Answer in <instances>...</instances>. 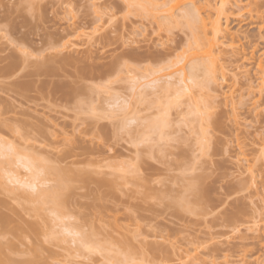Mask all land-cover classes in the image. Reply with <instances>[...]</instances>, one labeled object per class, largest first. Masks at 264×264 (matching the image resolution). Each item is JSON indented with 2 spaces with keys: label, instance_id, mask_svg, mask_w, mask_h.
I'll return each mask as SVG.
<instances>
[{
  "label": "rangeland",
  "instance_id": "374dc122",
  "mask_svg": "<svg viewBox=\"0 0 264 264\" xmlns=\"http://www.w3.org/2000/svg\"><path fill=\"white\" fill-rule=\"evenodd\" d=\"M168 1L0 0V264H264V0L186 89L202 27Z\"/></svg>",
  "mask_w": 264,
  "mask_h": 264
},
{
  "label": "bare ground",
  "instance_id": "6f19581e",
  "mask_svg": "<svg viewBox=\"0 0 264 264\" xmlns=\"http://www.w3.org/2000/svg\"><path fill=\"white\" fill-rule=\"evenodd\" d=\"M170 2H173V3H171L170 5H169V7L166 9V17H164V19L165 20H172V19H177V18H180L181 20H185V24L187 23L188 24V27H189V25L191 26V28H192V26L193 25H195V23L197 24V25H199L200 27H202L201 28V30H199L198 31V29H197V27H196V25H195V27H196V29H197V34L198 35H200V39H198V38H194V37H197L196 35H195V29L192 31L193 32V34L192 35H194V39H195V41H193L194 43H195V45L194 46H196L197 45V47H200V45H201V43H203L204 42V47L205 46H207L208 48L205 50V53H207V55H205V56H202L203 57V60H205L206 58H204V57H209L205 62L202 60V58H200V59H198L200 56L199 55H201V54H203V51H201V49L203 48V47H200L198 50H195L194 51V49H197V47L195 48H192L193 49V51H192V53H190V56L192 55L193 57L195 56L198 60H195L194 61V59H196L195 57L193 58L192 56H191V58L190 59H193V61L191 62V60H189L190 61V63H189V65L187 66V70L185 71V64H182L180 67H177V70H179L180 72H181V74H179L178 75V77L177 78H175V77H172V75L170 74V72L171 73H173V71H170V72H166V73H164L163 75H162V77H164V82L163 83H161L162 85V87H164L165 85H170V86H177L178 88H180V89H186L187 87H185L186 85L184 84L185 83V80H194V82H196V80L198 81L197 83H195V85L196 84H198V85H201V81L200 80H207V78H199L202 74H207L208 76L209 75H211V74H214V79H215V77H216V75H217V73L218 72H220V70H221V75H222V77H223V75H225L224 74V72H222L225 68H226V66L224 65V64H218L217 63V61L215 60V57L212 55V51H213V49L215 48V46H218V45H216V42H218V39H219V37H221V39H223V38H225L227 35H226V32H227V34L228 35H230V40H232V42H235L236 40H238L237 42L238 43H240V41H242V39L241 40H239L240 39V37L239 36H241L242 37V35L243 36H245V34L244 33H242L241 34V32H240V35L237 33V31H234V32H231V33H229L228 31H226L227 29H225L226 28V26L225 27H223V26H221V25H223V23L222 22H220V20L222 19V17H221V15H223L225 12H227L228 10H229V7H230V10H231V12H233L232 10H239V8H242V7H240V5H241V3H242V0H217L213 5H217L216 7H214V9H211V6H212V0H203L204 1V5H208V6H210L209 7V12H207V13H205L204 15L202 14L203 12H202V6L200 5V4H197V0H169ZM167 2V4L168 3H170V2ZM185 1H188L187 3H189V7H188V5H187V7L185 8V9H183L182 10V12L180 11V12H178V13H180V14H175L174 13V11H175V9L177 8V6H179L180 4H182L183 2H184V4H186V2ZM202 1V0H201ZM203 1H202V3H203ZM254 1V3H257L256 1H258V0H253ZM229 6V7H228ZM235 7V8H234ZM213 8V7H212ZM237 8V9H236ZM227 9V10H226ZM226 10V11H225ZM229 10V11H230ZM205 11V10H204ZM225 11V12H224ZM223 12V13H222ZM226 14L227 13H225V16H226ZM224 15H223V17H225ZM182 17V18H181ZM226 17H229V16H226ZM225 17V18H226ZM206 19H207V21H206ZM209 19V20H208ZM228 19V18H227ZM181 20H179V21H181ZM222 21V20H221ZM225 21V20H224ZM183 24H184V22H182ZM184 24V25H185ZM209 25V26H208ZM200 27H198L199 29H200ZM202 31V32H201ZM225 34H224V33ZM202 34V35H201ZM208 34H210V36H208ZM202 36H204V39H205V41L202 39ZM243 38V40L246 38V36L245 37H242ZM202 39V40H201ZM234 39H236L235 41H234ZM201 41V43H200V41ZM192 42V43H193ZM193 43V44H194ZM192 45V44H191ZM236 45V44H235ZM236 47H237V45H236ZM199 53H198V52ZM202 52V53H201ZM201 53V54H200ZM204 53V54H205ZM202 60V61H201ZM197 61V63H195ZM257 61V60H256ZM118 62H119V59H116V60H113L112 61V63H111V67L113 68V66H116L117 64H118ZM209 62V63H208ZM182 63V57H180L179 59H177L175 62H173V63H171V64H169V65H167V66H165V69H170L171 67L172 68H174V66H177V65H179V64H181ZM193 63V64H192ZM10 66H12V64H10L9 65V67ZM171 68V69H172ZM227 68H228V66H227ZM226 68V69H227ZM219 69V71H216V70H218ZM228 69H230V68H228ZM257 69V70H256ZM256 69H255V71H257V72H255V73H257L258 74V78L262 81V84L260 85V86H263L264 87V60L263 59H258V61L256 62ZM111 70V68L110 69H107V70H99L97 73H95V74H93L89 69H86V68H84V69H80V70H78V76L79 77H96V78H100V77H102L103 78V76H105L107 73H109V71ZM215 72H217V73H215ZM237 75V73L235 74V75H233V77L235 78V76ZM142 77L143 76H147V75H141ZM203 76V75H202ZM148 77V76H147ZM146 77V78H147ZM213 77H211V79L213 78ZM144 78V77H143ZM153 79V80H152ZM152 79H149V80H151L152 81V84H151V82H145V83H147V84H145V85H147V86H145V88H148V87H151V88H153V87H155V86H158L159 85V83H158V85H157V83H156V81L157 80H161V77H158V78H152ZM208 79H210V78H208ZM210 79V80H211ZM213 79V80H214ZM153 81L155 82L154 84H155V86H153ZM261 81H260V83H261ZM158 82V81H157ZM144 84V83H143ZM150 84V85H149ZM185 85V86H184ZM197 85V86H198ZM142 86V85H141ZM182 88H181V87ZM160 87V86H159ZM262 90H264L262 87H261V89H260V91H262ZM78 91V90H77ZM67 92H70V90L69 91H67ZM74 92H75V90H74ZM74 92H72V93H74ZM71 93V92H70ZM70 93H68V94H70ZM72 93H71V95H72ZM67 94V93H66ZM67 94V95H68ZM225 96H227V94L225 95ZM229 96V95H228ZM64 97H65V94H64ZM70 97V96H69ZM231 99V98H230ZM230 99H228V100H230ZM227 100V99H226ZM207 117V116H206ZM129 120H131L130 118H129ZM133 120V119H132ZM154 122H153V121ZM150 122L152 123L153 122V124H156L155 122H157V124H161V123H158V119H152ZM156 120H158V121H156ZM162 120H163V123L165 124H163L162 123V125L165 127L166 126V124L167 123H165L164 122V119L162 118ZM166 120V119H165ZM127 122V121H126ZM150 122H149V124H150ZM159 122H161V120L159 121ZM0 124H2L3 125V123H0ZM153 124H152V126H153ZM2 125H0V128L2 127ZM158 127V126H157ZM156 126H155V128L156 129H154L153 127V132H155V133H157L158 134V136L159 135H162L163 136V133H162V131L160 130L161 128H164V127H161L160 128V126H159V128H157ZM157 129H158V131H157ZM150 130V129H149ZM155 130V131H154ZM160 130V131H159ZM157 131V132H156ZM158 132H160V133H158ZM162 133V134H161ZM3 143H1V141H0V152L2 151V148H3ZM2 147V148H1ZM20 160V159H19ZM25 160H27V159H25ZM30 161V159L28 160V162ZM34 163V164H33ZM36 162L35 161H33V160H31L29 163H25L24 164V166L27 168L28 167V169H31L32 167H30V166H33V165H35L36 166V164H35ZM34 167V166H33ZM64 178H61V181L63 180ZM64 181V180H63ZM33 184V186H34V183H32ZM55 192L56 191H54L53 193L55 194ZM51 194H53L52 192H50ZM50 194V197L52 196L53 197V199L52 200H55L54 199V196H55V198H57L58 197V193H56L54 196L53 195H51ZM46 195H49V192H48V194H46L45 193V196ZM49 197V198H50ZM50 200H51V198H50ZM51 200V201H52ZM53 202H58L57 200L56 201H53ZM57 204V203H56ZM3 219H4V217H3ZM84 244V243H83Z\"/></svg>",
  "mask_w": 264,
  "mask_h": 264
}]
</instances>
